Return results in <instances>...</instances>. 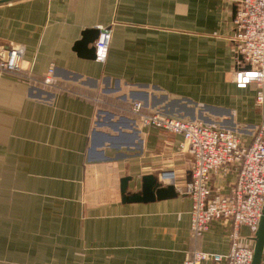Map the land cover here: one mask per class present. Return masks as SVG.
Instances as JSON below:
<instances>
[{
	"label": "crops",
	"instance_id": "0c3cea01",
	"mask_svg": "<svg viewBox=\"0 0 264 264\" xmlns=\"http://www.w3.org/2000/svg\"><path fill=\"white\" fill-rule=\"evenodd\" d=\"M236 0H0V56L23 51L24 69L72 91L48 90L0 72V264H183L194 246L225 254L228 220L190 237L185 194L123 201L144 175L190 180L180 135L144 128L126 110L140 101L250 142L261 119L255 88L233 73ZM111 32L104 63L78 47L86 32ZM98 98L102 102H97ZM264 108V90H263ZM235 172L214 173L227 192ZM241 244L249 229L238 226ZM264 256V248H263ZM203 264H211L204 262Z\"/></svg>",
	"mask_w": 264,
	"mask_h": 264
},
{
	"label": "built area",
	"instance_id": "2783aa9c",
	"mask_svg": "<svg viewBox=\"0 0 264 264\" xmlns=\"http://www.w3.org/2000/svg\"><path fill=\"white\" fill-rule=\"evenodd\" d=\"M234 31L231 37L235 58L233 80L237 88L253 86L255 102L261 109V119L250 142L243 141L236 133L207 124L200 120L164 114L146 109L140 101H132L127 111L141 127H153L182 137L179 149L192 158L190 180L178 185L174 171H163L162 180L175 187L179 194L191 200L190 237L196 242L216 219L228 220L233 230L229 234L230 249L227 253H214L191 248L183 264H250L253 257L255 235L264 202V0H236ZM95 39V60L104 63L107 58L111 32L100 27ZM23 51L11 45L0 56V72L18 74L30 84H38L54 91H72L53 81L52 68L43 77L35 79L24 69ZM102 102L100 99H95ZM225 176L235 172V179L227 192L210 184L214 173ZM246 226L251 234V244H241L238 226ZM260 264H264V256Z\"/></svg>",
	"mask_w": 264,
	"mask_h": 264
},
{
	"label": "water",
	"instance_id": "95a60500",
	"mask_svg": "<svg viewBox=\"0 0 264 264\" xmlns=\"http://www.w3.org/2000/svg\"><path fill=\"white\" fill-rule=\"evenodd\" d=\"M98 34V29H92L86 32L84 38L79 42L78 47L82 49L84 46L93 44ZM89 50L90 56L95 59L94 45H92ZM130 180L131 177H123L120 180V192L123 201H152L154 199L174 197L177 195V191L172 184L162 186L153 175H144L142 177L141 189L138 192L128 191V182ZM253 240V257L250 264H260L261 259L263 258L264 248V202Z\"/></svg>",
	"mask_w": 264,
	"mask_h": 264
}]
</instances>
